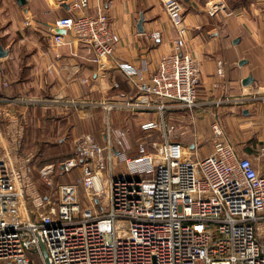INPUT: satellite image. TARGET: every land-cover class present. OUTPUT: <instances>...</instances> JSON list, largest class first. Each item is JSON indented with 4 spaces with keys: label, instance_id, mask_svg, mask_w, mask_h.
<instances>
[{
    "label": "built area",
    "instance_id": "1",
    "mask_svg": "<svg viewBox=\"0 0 264 264\" xmlns=\"http://www.w3.org/2000/svg\"><path fill=\"white\" fill-rule=\"evenodd\" d=\"M160 2L175 31L171 50L148 74L143 65L116 63L137 95L117 105L95 102L105 113L108 134L114 132L110 112L116 106L162 114L170 104L191 110L198 103V68L186 47L181 7L177 0ZM86 4L71 0L73 8ZM221 8L226 4L205 5L208 15ZM49 32L56 57L68 35L99 66L119 41L104 11L60 16ZM216 71L222 74L220 60ZM8 114L6 139L15 149H7L0 128V264H264V174L237 152L218 120L210 125L213 147L201 156L196 143L170 139L172 125L164 121L141 125L162 130L153 152L139 139L136 153L129 154L123 129L115 135L119 150L108 135L99 143L84 133L74 141L73 154L59 163L63 173L78 168L79 175L57 182L53 162L33 176V154L18 147V116ZM117 163L124 169L114 175Z\"/></svg>",
    "mask_w": 264,
    "mask_h": 264
},
{
    "label": "crops",
    "instance_id": "2",
    "mask_svg": "<svg viewBox=\"0 0 264 264\" xmlns=\"http://www.w3.org/2000/svg\"><path fill=\"white\" fill-rule=\"evenodd\" d=\"M177 1L186 29V47L198 68L197 105L190 110L170 104L162 114L157 109L137 111L116 106L110 112L114 132L108 134L105 113L95 102L109 99L117 105L137 95L116 63L143 65L148 74L160 55L171 50L175 31L160 0H87L81 8H73L71 0H0V45L6 50L0 56V126L8 123V113L17 114L22 143L35 145L34 154L42 150L69 157L74 141L84 133L99 143H105L108 135L119 150L115 135L123 129L131 142L126 151L135 154L139 139L162 131L159 127L143 129L145 122L172 125L170 139L184 144L181 135L190 130L202 141L211 140L210 125L218 120L237 152L251 158L264 174V0ZM211 1L224 3L226 8L208 15L205 5ZM97 11L108 14L119 36L103 66L90 61L82 45L68 35L56 48V57L49 37L54 20ZM157 31L159 36L152 37ZM219 60L222 74L216 71ZM248 76L251 79L243 83ZM11 104L14 112L8 109ZM17 105L22 107L20 112ZM210 147L200 146L198 154L208 153ZM59 163L56 181L57 176L67 175ZM78 175L79 169L74 168L68 177Z\"/></svg>",
    "mask_w": 264,
    "mask_h": 264
},
{
    "label": "rangeland",
    "instance_id": "3",
    "mask_svg": "<svg viewBox=\"0 0 264 264\" xmlns=\"http://www.w3.org/2000/svg\"><path fill=\"white\" fill-rule=\"evenodd\" d=\"M174 37V36H173ZM187 123V122H184V124ZM1 132L3 133V136H4V140H5V143H6V146H7V149L9 150V148L11 149H15V145H13V141L12 140H7L6 138L7 135H8V132H10V129H5L4 126H1ZM14 129V127H12ZM156 128V127H155ZM192 129V128H191ZM191 131V130H190ZM190 131H185L181 136L180 140L184 142V144L186 145H190L192 143H196L197 144V150L198 148H200V146H203V145H206V144H211V147H210V150L211 148L213 147V136L211 138V140H206V141H202L201 139H199L200 137H197L196 133H193L191 134ZM143 138V141L145 143V146H146V149L149 150V151H152L153 152V142L154 141H161L162 140V136H161V133L159 132H156V133H153V135H151L150 137H142ZM22 139L20 141V146L19 147V150L21 151V153H25V152H30L33 154V157L31 158V162H30V168H31V172L32 173H35L33 171H36L35 169H39L43 164H45L46 162H53L55 165H57L62 159H65V157H67V155L65 153H58L57 155L53 156V155H50V153H47L46 151H42L41 150V153L40 151H36V154H34V149L33 144L31 143H28V142H24L22 143ZM139 141V140H138ZM17 146V145H16ZM2 147V146H1ZM60 148V147H59ZM71 150V149H69ZM209 150V151H210ZM50 155V156H49ZM124 169L123 168V164L122 163H117L115 165V167L113 168V172H114V175H117L118 172H121V170ZM70 174V173H69ZM66 175V176H62V175H59L57 176V182H64V181H67V180H73L75 178V176H72V177H68L69 176ZM33 176H35L33 174ZM67 179V180H66ZM38 185V189L40 191L41 194H44L46 192L45 190V187L43 186V184H37ZM1 261H4V260H0Z\"/></svg>",
    "mask_w": 264,
    "mask_h": 264
},
{
    "label": "water",
    "instance_id": "4",
    "mask_svg": "<svg viewBox=\"0 0 264 264\" xmlns=\"http://www.w3.org/2000/svg\"><path fill=\"white\" fill-rule=\"evenodd\" d=\"M25 0H18L19 3H23ZM58 30V29H56ZM6 53V50H4L2 48V46L0 45V56L4 55ZM251 79V76H248L247 78H245L243 80V83H246L247 81H249ZM9 111L11 112H14L15 111V106L13 104H11L9 107H8Z\"/></svg>",
    "mask_w": 264,
    "mask_h": 264
}]
</instances>
